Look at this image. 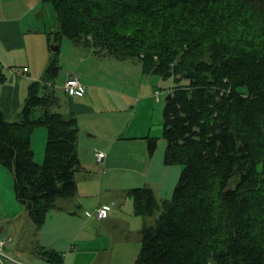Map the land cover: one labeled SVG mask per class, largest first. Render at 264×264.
<instances>
[{
    "label": "trees",
    "instance_id": "obj_1",
    "mask_svg": "<svg viewBox=\"0 0 264 264\" xmlns=\"http://www.w3.org/2000/svg\"><path fill=\"white\" fill-rule=\"evenodd\" d=\"M40 1L53 6L58 49L66 37L172 78L163 161L182 170L169 198L147 186L127 190L145 219L135 264H264V0ZM59 67L50 60L29 83L17 120L0 111V165L36 228L78 189L77 117L53 107L59 96L49 80ZM38 126L46 131L40 163L32 148ZM146 143L153 153L157 137ZM44 254L61 263L54 250Z\"/></svg>",
    "mask_w": 264,
    "mask_h": 264
},
{
    "label": "crops",
    "instance_id": "obj_2",
    "mask_svg": "<svg viewBox=\"0 0 264 264\" xmlns=\"http://www.w3.org/2000/svg\"><path fill=\"white\" fill-rule=\"evenodd\" d=\"M39 3L0 0V111L5 121L19 118L29 83L41 79L40 75L29 77L28 53L37 28L28 21ZM70 52L76 59L66 66L62 63L58 86L62 95L53 107L77 117L78 189L73 197L57 200L56 207L47 211L43 228H32L25 205L15 196L12 172L0 165V241L7 255L0 256V264H56L45 250L57 252L62 257L60 264H135L138 252L132 249L130 236L135 229L140 233L145 219L133 212L127 190L147 186L163 199L169 198L174 188V178L172 182L166 178L178 170L163 161L164 106L160 95L165 87L161 78L143 73L136 59L115 60L124 64L114 73L102 63L113 59L109 56H97L73 42ZM23 67L28 71H22ZM71 74H77L85 85L84 94L63 92L62 83ZM147 136L157 137L153 153L147 149ZM97 150L105 152L102 163L96 161ZM102 204L110 205L104 219L86 215ZM77 218L79 226L70 228ZM96 226L101 231L94 230Z\"/></svg>",
    "mask_w": 264,
    "mask_h": 264
},
{
    "label": "rangeland",
    "instance_id": "obj_3",
    "mask_svg": "<svg viewBox=\"0 0 264 264\" xmlns=\"http://www.w3.org/2000/svg\"><path fill=\"white\" fill-rule=\"evenodd\" d=\"M25 1L31 2V0H25ZM8 11H12V10H8ZM8 11H6V12L9 13ZM28 22H34L36 27H37V28H34V32L31 35L32 36L31 37V46L29 47V51H28L29 58H30V64H31V68H30L31 70L30 69L29 70L32 73V75H30L29 77L37 79L38 75H40L41 78L43 76H45L49 61L56 58L58 60L59 66H60L59 71H58L57 75L49 81H50V83H53L57 95L60 96V95H62V92L58 86L60 85V83L62 81L61 80L62 63L66 66V64L71 62L73 59H76L70 52V46H71L72 42L70 39L64 37L62 39V41L60 42V46H59L58 50H53L51 48V46L57 45V43L55 41V37H54V30L57 29V24H56L55 12L53 10V6L50 3L41 2L38 4V6H35L34 9L30 12V17H29ZM106 62L107 63H113L114 65L106 64ZM102 63L104 64L105 67H109V72L116 71V73H117V70L119 68H122V66L124 64L123 62L115 61V59H107V61H102ZM21 70L22 71H25V70L28 71V67H23ZM119 72L121 73L122 71L119 70ZM38 79H40V78H38ZM160 80H161V84H162L161 86H163L165 88L168 87L169 83H172V78L160 79ZM165 88L162 90V93L160 95V101L162 103V106H164V101H165L164 98H165V95L167 93ZM129 114H130V112H129ZM162 115H163V112H162ZM45 132L46 131H45L44 127L38 126L32 135V145H33L32 148L34 150L35 160L39 163L42 162V159H43L44 145H45V140H46V135H45L46 133ZM174 166L175 167H172V168H176V170H178V172H176V175L171 174L169 177L166 178V180H171V182H172V180L174 178V181L176 184L178 177L180 175V172L182 170V166L181 165H174ZM10 174L14 180L13 174L12 173H10ZM175 184H174V186H175ZM119 195H120L119 199H121L123 195L122 194H119ZM60 199H62V198H59L58 201ZM56 204H57V201H56ZM59 204H61V203H59ZM25 207H26V205H25ZM158 213H159V211L157 210L154 213V215L150 218V220L152 221L155 217H157ZM78 219L79 218H77V220H76L75 226L70 225V228L73 227L76 229L79 226L78 224H79L80 219L79 220ZM41 226L38 228L39 229L43 228L44 225L42 224ZM48 226L51 227L52 224L49 223ZM122 226H123V224L118 225V227H122ZM93 229L97 230V231H101L98 226H96ZM110 229H113V228H110ZM116 230H118V228ZM18 237H20V234ZM130 240H131L132 249L133 250L137 249V252H138L139 248H140V233H139V231H136V229L133 230L131 232ZM15 242H16V240H15ZM105 253L106 252H104V254ZM108 254H109V251H107V255Z\"/></svg>",
    "mask_w": 264,
    "mask_h": 264
},
{
    "label": "built area",
    "instance_id": "obj_4",
    "mask_svg": "<svg viewBox=\"0 0 264 264\" xmlns=\"http://www.w3.org/2000/svg\"><path fill=\"white\" fill-rule=\"evenodd\" d=\"M62 90L69 96L84 94L86 87L79 79L77 74L69 75L65 81L62 83ZM156 98L158 99V92L156 93ZM96 161L102 163L105 158V152L101 150L95 151ZM110 209L109 204H102L97 206L92 211H87L86 215H95L98 219H104L107 216L108 210ZM3 241H0V256H7L3 249Z\"/></svg>",
    "mask_w": 264,
    "mask_h": 264
},
{
    "label": "water",
    "instance_id": "obj_5",
    "mask_svg": "<svg viewBox=\"0 0 264 264\" xmlns=\"http://www.w3.org/2000/svg\"><path fill=\"white\" fill-rule=\"evenodd\" d=\"M51 48H52L53 50H57V49H58V44H57V45H53V46H51ZM183 75H184V77H191V76L193 75V72H192V71H187V72H185ZM170 97H171V92H168V93L165 95V98H164V99H165V100H169ZM29 213H30V211H27V217H28V219H29V222H30L32 228H35V224H34V222L32 221V219L30 218Z\"/></svg>",
    "mask_w": 264,
    "mask_h": 264
}]
</instances>
